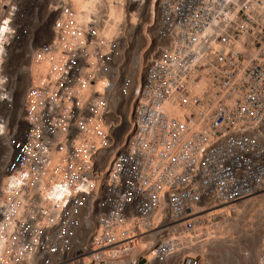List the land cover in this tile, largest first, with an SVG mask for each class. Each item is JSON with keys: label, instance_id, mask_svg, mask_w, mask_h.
Returning a JSON list of instances; mask_svg holds the SVG:
<instances>
[{"label": "built area", "instance_id": "built-area-1", "mask_svg": "<svg viewBox=\"0 0 264 264\" xmlns=\"http://www.w3.org/2000/svg\"><path fill=\"white\" fill-rule=\"evenodd\" d=\"M74 1L0 0V264H202L264 191V0H155L137 79Z\"/></svg>", "mask_w": 264, "mask_h": 264}, {"label": "rangeland", "instance_id": "rangeland-1", "mask_svg": "<svg viewBox=\"0 0 264 264\" xmlns=\"http://www.w3.org/2000/svg\"><path fill=\"white\" fill-rule=\"evenodd\" d=\"M87 2L89 0H75L78 7H84ZM118 2L121 4V15L118 12ZM153 2L155 3V0H108L107 19L109 28L113 29L116 22L125 16L129 29L134 36L129 51L128 68L133 69L136 79L141 72V62L146 48L144 32L137 26L140 22L147 31L150 29L148 33H152L151 22L155 17V12L152 10ZM133 58L136 60L135 63L132 61ZM254 200L238 203L237 207L243 206L238 211L234 210L236 206L228 207V205L224 207L222 205L211 210L210 213L214 214L215 218L212 219V224L208 225L215 235L205 248L202 264L254 263L262 233V221L256 218L253 207L256 201ZM212 211L216 212L212 213Z\"/></svg>", "mask_w": 264, "mask_h": 264}, {"label": "bare ground", "instance_id": "bare-ground-1", "mask_svg": "<svg viewBox=\"0 0 264 264\" xmlns=\"http://www.w3.org/2000/svg\"><path fill=\"white\" fill-rule=\"evenodd\" d=\"M116 1V0H115ZM75 2V1H74ZM75 6V5H73ZM130 6V5H129ZM152 10L153 12H155V3L153 2L152 4ZM118 12L119 14L121 15V4L118 2ZM119 18V17H118ZM117 18V19H118ZM121 18V17H120ZM132 61L135 63L136 60L133 58ZM255 199L254 201H256L255 205L253 206L255 208V213H256V218L261 220L262 221V228L264 226V191L260 192V193H257L255 195H251V196H248L244 199H241L239 201H236L234 203H231L228 205V207H232V206H236L238 203L242 202V201H245V200H253ZM225 205H223L224 207ZM218 207H221V206H218ZM240 207H243L241 205H239L238 207L236 206L235 207V211H238L240 209ZM217 208V207H216ZM216 208H212L211 210H214ZM216 211H212V213H215ZM217 224V223H216ZM206 249H202V252L205 251ZM5 264H18V263H13V262H7Z\"/></svg>", "mask_w": 264, "mask_h": 264}, {"label": "snow or ice", "instance_id": "snow-or-ice-1", "mask_svg": "<svg viewBox=\"0 0 264 264\" xmlns=\"http://www.w3.org/2000/svg\"><path fill=\"white\" fill-rule=\"evenodd\" d=\"M5 23V25L7 24V21H5L4 22ZM7 29L6 28H2V29H0V32H2V31H6Z\"/></svg>", "mask_w": 264, "mask_h": 264}]
</instances>
